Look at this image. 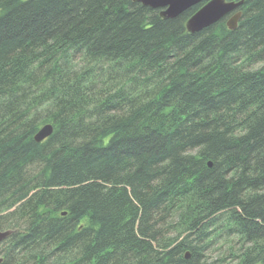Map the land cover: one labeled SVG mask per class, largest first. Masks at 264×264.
Here are the masks:
<instances>
[{
    "label": "trees",
    "instance_id": "1",
    "mask_svg": "<svg viewBox=\"0 0 264 264\" xmlns=\"http://www.w3.org/2000/svg\"><path fill=\"white\" fill-rule=\"evenodd\" d=\"M202 4L0 0L1 264H264V0Z\"/></svg>",
    "mask_w": 264,
    "mask_h": 264
},
{
    "label": "water",
    "instance_id": "2",
    "mask_svg": "<svg viewBox=\"0 0 264 264\" xmlns=\"http://www.w3.org/2000/svg\"><path fill=\"white\" fill-rule=\"evenodd\" d=\"M152 9H159L160 15L165 19L176 18L191 7L200 3L202 6L187 20V31L194 34L215 23L224 20L230 30L238 27L242 17L240 7L244 0H133ZM53 133L51 124L44 125L35 135L37 142H42ZM12 231H1L0 242L10 236ZM189 257V254H186ZM3 259L0 257V264Z\"/></svg>",
    "mask_w": 264,
    "mask_h": 264
},
{
    "label": "rangeland",
    "instance_id": "3",
    "mask_svg": "<svg viewBox=\"0 0 264 264\" xmlns=\"http://www.w3.org/2000/svg\"><path fill=\"white\" fill-rule=\"evenodd\" d=\"M222 243H221V247H222ZM208 256H213V259L215 260V261H217L218 259H219V256H220V253L218 252V251H215L213 254H209ZM233 262H235V260H232V261H230V260H224V261H222L221 263L222 264H232Z\"/></svg>",
    "mask_w": 264,
    "mask_h": 264
}]
</instances>
